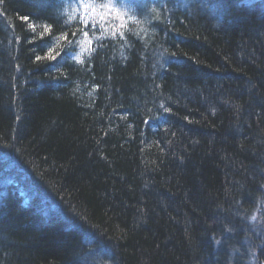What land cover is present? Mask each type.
I'll use <instances>...</instances> for the list:
<instances>
[{
  "label": "trees",
  "instance_id": "16d2710c",
  "mask_svg": "<svg viewBox=\"0 0 264 264\" xmlns=\"http://www.w3.org/2000/svg\"><path fill=\"white\" fill-rule=\"evenodd\" d=\"M112 2L0 0V264H262L264 0Z\"/></svg>",
  "mask_w": 264,
  "mask_h": 264
},
{
  "label": "snow or ice",
  "instance_id": "6c2138e0",
  "mask_svg": "<svg viewBox=\"0 0 264 264\" xmlns=\"http://www.w3.org/2000/svg\"><path fill=\"white\" fill-rule=\"evenodd\" d=\"M85 7H88V5H85ZM100 7H103V8H115V5H114V3L112 2V0H109V3H106V4H103V5H100ZM84 23H85V25H87V21L85 20L84 21ZM45 30L47 31L48 30V28H47V26L45 27ZM84 35L85 36H87L88 35V33L87 32H84ZM121 35H123V33H121ZM63 39H66V36H64V37H62ZM53 50L52 49H49V59H54L55 58V56H53V55H51V52H52ZM37 59L39 60L40 59V57H37Z\"/></svg>",
  "mask_w": 264,
  "mask_h": 264
},
{
  "label": "rangeland",
  "instance_id": "374dc122",
  "mask_svg": "<svg viewBox=\"0 0 264 264\" xmlns=\"http://www.w3.org/2000/svg\"><path fill=\"white\" fill-rule=\"evenodd\" d=\"M263 206H264V205H263ZM261 208H262V207H261ZM261 208H260V209H261ZM258 216H259V213H258ZM263 218H264V217H263ZM255 222H256V221H255ZM256 225H257V227H259V229H260V227L264 225L263 220L258 221V223H257ZM257 227H256V228H257ZM248 251H249V250H248ZM248 251L246 252L247 264H257V262H255V259H254V256H255V254H257V252H256V253H253V252L249 251V253H248ZM262 264H264V262H262Z\"/></svg>",
  "mask_w": 264,
  "mask_h": 264
},
{
  "label": "bare ground",
  "instance_id": "6f19581e",
  "mask_svg": "<svg viewBox=\"0 0 264 264\" xmlns=\"http://www.w3.org/2000/svg\"><path fill=\"white\" fill-rule=\"evenodd\" d=\"M96 252H97V251L94 250V251H92L91 254L89 253L90 255H88V256H89V258H90V261L87 260L89 263L91 262V258H92L95 254H97ZM90 256H91V257H90ZM263 261H264V260H263Z\"/></svg>",
  "mask_w": 264,
  "mask_h": 264
}]
</instances>
